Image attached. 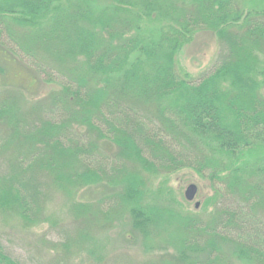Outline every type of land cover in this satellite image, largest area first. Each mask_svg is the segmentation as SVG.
<instances>
[{
  "label": "trees",
  "instance_id": "obj_1",
  "mask_svg": "<svg viewBox=\"0 0 264 264\" xmlns=\"http://www.w3.org/2000/svg\"><path fill=\"white\" fill-rule=\"evenodd\" d=\"M110 1L0 0L1 74L19 63L33 73L22 68V85L59 86L25 108L14 86L0 89V220L40 225L60 193L79 230L44 242L56 253L49 264L122 217L144 250L164 251L149 264H264V163L241 162L264 150V13L243 0ZM200 30L221 53L196 82L177 58ZM182 169L210 182L209 218L147 202L149 177ZM95 187L106 195L79 199ZM224 192L231 206L217 205ZM7 234L0 264H25Z\"/></svg>",
  "mask_w": 264,
  "mask_h": 264
},
{
  "label": "rangeland",
  "instance_id": "obj_2",
  "mask_svg": "<svg viewBox=\"0 0 264 264\" xmlns=\"http://www.w3.org/2000/svg\"><path fill=\"white\" fill-rule=\"evenodd\" d=\"M92 5L104 8L111 5V1L92 0ZM242 5L247 12L259 11L264 13V0H243ZM154 23L156 22H148L145 27L146 30H153V28L160 26ZM220 53V43L216 34L212 31L200 30L179 54L177 66L183 75L197 82L214 69ZM3 54L8 56L9 53L4 52ZM11 58L17 60L14 55ZM6 66L4 68L6 74L3 75L0 72V89L6 85L14 86V91L17 93L20 91V97L25 99L21 102L24 108L59 89L58 85L46 84L40 79L33 81V85L29 81L22 85L20 75L22 74L21 76L24 77L23 71H29V69L19 63L14 64L12 62ZM0 67L3 69L1 62ZM31 74L33 75V73ZM113 150V147L107 145V151ZM241 162H245L246 165L263 164L264 150L256 149L243 154ZM147 182L148 203L152 201L179 203L188 211H195L196 203H200L197 212L204 218H209L214 210V203H207L214 197L210 182L191 169H182L167 176H151ZM190 185H195L198 188V193L193 202L187 203L185 192ZM104 195L106 194L103 193L102 188L95 187L92 190H82L78 197L81 201L88 203ZM233 203L235 202L232 198L224 192L223 199L217 205L231 206ZM72 216L70 203L58 193L49 204L46 212V218L50 221L47 220L40 225L24 228L17 223L0 220V230L8 233L7 237L4 238V245L14 258L25 264H49L56 253L47 243H63L69 238H76L79 224L73 223ZM162 254L164 251L158 248L150 252L144 250L140 238L135 233H131L128 221L122 217L107 227H104L103 223L98 226L94 225L93 241L89 242L85 250L79 251L73 247L72 251L66 254V259L61 261V264H149L151 261L158 260Z\"/></svg>",
  "mask_w": 264,
  "mask_h": 264
},
{
  "label": "water",
  "instance_id": "obj_3",
  "mask_svg": "<svg viewBox=\"0 0 264 264\" xmlns=\"http://www.w3.org/2000/svg\"><path fill=\"white\" fill-rule=\"evenodd\" d=\"M198 188L195 185H190L185 192V199L188 202H193L197 196ZM200 203H196V209H199Z\"/></svg>",
  "mask_w": 264,
  "mask_h": 264
}]
</instances>
